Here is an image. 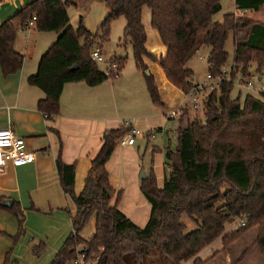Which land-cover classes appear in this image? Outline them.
Masks as SVG:
<instances>
[{
	"label": "trees",
	"instance_id": "trees-1",
	"mask_svg": "<svg viewBox=\"0 0 264 264\" xmlns=\"http://www.w3.org/2000/svg\"><path fill=\"white\" fill-rule=\"evenodd\" d=\"M9 1L19 0H0V5ZM30 1L0 24V67L5 78L22 70L25 56L15 45L18 32L29 23L34 22V30L39 33L59 35L41 58L38 72L27 81L44 93L37 108L46 121L53 122L60 114L66 85L85 83L94 88L118 78L101 72L91 59L96 38L83 24L77 30L70 26L67 8L75 3ZM103 1L111 8L101 27L103 38L109 37L113 22L126 20L124 40L132 47L137 69L149 73L145 80L154 104L160 103L157 69L185 94L195 88L193 72L187 69V63L203 45L211 49L209 75L223 77L230 33L235 46L234 66L229 79L204 101V120H185L188 110L181 109L178 147L175 153L166 154L170 173L164 186L159 187L153 173L140 182V190L151 206L150 219L144 228H139L119 209L120 194L112 186L107 169L117 140L131 128L123 125L104 135L80 195L75 191L76 165L64 164L59 156L61 188L73 201L76 212L71 215L73 232L51 264H73L84 252L87 262L98 258L96 264H145L144 260L154 250L175 264L189 260L206 264L215 253L205 261L201 255L220 237L225 246L254 228L259 229L257 243L264 258V99L247 96L242 105L240 99L231 97L239 72L249 76L252 64L257 65L259 72L264 70V24L236 14L225 15L222 23H214V17L223 9L221 0ZM235 5L239 12H259L264 0H235ZM145 8L151 11L152 28L167 48L166 56L146 49ZM145 57L150 58V65L145 64ZM111 62L119 64L121 76L126 59L114 58ZM7 203L6 198L0 197V209L18 220V234L14 238L18 241L25 234V212L19 203ZM184 215L196 224L191 232L182 223ZM93 218H96L95 234L87 242L81 235ZM244 219V225L225 235L229 224ZM45 251V244H41L34 248L33 255L39 258Z\"/></svg>",
	"mask_w": 264,
	"mask_h": 264
},
{
	"label": "crops",
	"instance_id": "crops-1",
	"mask_svg": "<svg viewBox=\"0 0 264 264\" xmlns=\"http://www.w3.org/2000/svg\"><path fill=\"white\" fill-rule=\"evenodd\" d=\"M231 1L236 10L234 14L251 18L252 12H239L235 0ZM30 2L19 0L0 5V24L12 18L6 8L13 6L19 9ZM263 9L264 6L255 13L260 14ZM150 13L147 8L143 10L147 42L149 37L155 38L157 35L160 38L158 32L150 26ZM165 55L162 51V56ZM24 56L23 68L15 75L5 78L0 67V130L12 128L18 137L24 138L28 150L35 154V162L21 167L10 164L0 170V197L6 198L7 204L19 203L25 212V234L16 241L14 238L18 234V220L0 209V264H51L73 232L71 215L76 212L73 201L61 188L57 169L59 156L64 164L76 165L75 191L80 195L85 188L91 162L100 151L103 137L108 131L117 130L125 122H131L139 130L156 132V140H144L145 149L141 140H137L134 147H117L107 164L110 182L117 194H120L119 209L139 228H144L150 219L151 206L140 190V175L142 172L147 173L146 176L149 172L153 173L159 187L164 186L168 151L163 152V132L168 125L167 121L179 124V118L173 119L170 113L177 111L175 106L180 105L181 91L168 82L160 69L156 70V85H159L160 79L163 80V88L158 87L160 97L164 102L165 95L171 107L167 105L162 108L152 102L146 81L144 88L143 82L137 80L141 73L138 69L135 72L136 78L129 79V75H126L121 79L120 76L94 88L85 83L68 84L61 97L59 116L53 122H48L37 108L39 101L45 97L44 93L27 83L38 72L41 59L31 64L26 54ZM125 109L129 110V115L121 119V111ZM158 133L161 135L159 138ZM158 139H161V147L154 146L149 152L147 147ZM148 154L153 168L146 165V171L144 160ZM159 158L162 161L160 165ZM162 174L164 181L161 182ZM94 220L95 231L96 218ZM41 244H45L46 251L37 258L33 250Z\"/></svg>",
	"mask_w": 264,
	"mask_h": 264
},
{
	"label": "rangeland",
	"instance_id": "rangeland-1",
	"mask_svg": "<svg viewBox=\"0 0 264 264\" xmlns=\"http://www.w3.org/2000/svg\"><path fill=\"white\" fill-rule=\"evenodd\" d=\"M69 1L75 3V6H70L67 8V12L70 18V26L74 30H77L79 29L81 24H83L84 28L92 36L96 38V43L93 47V50L97 47H101L104 62L98 63L99 70L105 73L108 68L107 63L111 62L114 58L126 59L125 66L122 70L121 79L126 77V75L127 76L129 75V79H132L133 77L136 78L135 72L137 70V66L134 59L133 50L131 45L124 40V32L127 25L126 20L124 18H121L113 22L110 27L109 37L104 39L101 27L106 17L109 15L111 11L109 4L103 0H69ZM19 4L23 6L22 3L19 2ZM221 4L223 7L222 12H220L218 15L214 17V23H222L225 15L236 13L234 4L231 0H221ZM22 8L18 9L16 7L14 8L13 6H11L6 8L5 10L8 11L9 16L11 15L10 17H13L17 13V10H20ZM147 12H150L148 8H147ZM243 18L247 20H252L254 22H256L255 20L264 22V9L260 14L253 12L251 18L248 16H245ZM150 26L152 27V14H151ZM58 38L59 35L56 33L37 32L36 30H34V22H31V25L28 30L25 29L24 31L20 30L18 32V37L16 40L17 41L16 49L19 53L24 55L26 54L28 63L36 64V62H38V60L41 59V57L45 55V53L49 50V48L58 40ZM158 38L159 37H157V35L155 38L152 37L148 38V42L146 43L147 51L150 53H156L157 55H162V51H164L167 55L168 52L167 48L162 44V41H160L161 39ZM210 50H211L210 47L203 45L187 63V69L193 72L192 81L196 85L198 84L207 85L211 87L206 88L203 96L202 108L198 111L191 110L190 109L191 106L189 105L190 106L189 107L187 103L185 107H183V104L187 102V99H186V94L182 91L180 92V101H179L180 105L175 107L177 108V111L180 109V117L182 114L181 111L182 107H183L182 109L186 108L188 110L185 120L187 118L191 121L204 120L205 118V110L203 107L204 101L206 100L207 96H209V94L220 89L217 88V81L214 80L210 82L207 79L209 75L208 57L210 54ZM226 51L229 54V58L225 66V69H223L224 72L223 78L228 80L232 73V68L234 66V59H235V46H234V39L232 33H230L229 38L227 40ZM144 62L146 65L151 64V60L148 57H145ZM248 73L249 76L247 77H244L241 72L237 74V77L234 82L233 92L231 94L232 99L233 100L240 99V103L242 105L244 104V101L247 96H252L261 100L264 99V70L259 72L257 65L252 64L249 68ZM146 76L148 75L143 72H141L137 76L138 78L137 80L139 82H143L144 88H145L144 80ZM157 80L158 78L156 79V84H157ZM138 81H136L135 83H137ZM159 81H160L159 85H156V87L163 88V80L160 79ZM193 82L192 85H195ZM246 82H251L252 86L249 88L247 86H244V83ZM145 96L148 98V95ZM164 98L165 101L162 102L160 97V103L156 105L162 108L164 107L166 108L168 104L165 95ZM168 106L171 107L170 105ZM121 113H122L121 119H125V117H128L129 115V110L125 109L124 111H121ZM167 122L168 125L165 131L163 132L164 134L163 141L165 142V147H164L165 149H163V152L171 151L175 153L178 147V135H177L178 124L175 121H170V122L167 121ZM159 137H161L160 133H158V138ZM140 143L141 145H143V148L145 149V145H146L145 141L141 140ZM161 143H162L161 139H158V141L155 142H151V145L147 147V150L150 152L153 150L154 146L161 147ZM150 159L151 157L148 154L144 160L145 170H146V165H151ZM159 161L160 162H158V165H160L162 162L160 158ZM165 163H167V159H165ZM151 167L153 168L152 165ZM169 173L170 172L168 168L167 178L169 177L168 176ZM145 174L147 175V173ZM163 174L161 175L162 178L161 182L164 181ZM94 219L95 218L92 219L90 223L91 225L89 224L81 235L82 238L87 242L90 241L92 239V236H94L95 234L93 228L95 223ZM182 223H184L187 226V232H191L196 228V224H194V222L191 221L186 215L182 217ZM242 223H246V220L245 219L241 221L237 220L234 223L229 224L226 228L225 235H227L228 233L235 232L238 228H240ZM258 232L259 229L254 228L250 230L248 233H246L240 239H237L236 241H231L228 243V245L225 246L222 245L223 239L222 237H220L218 241L212 244V246L201 255L202 260L205 261L211 258L215 253V257L206 264H264V258L261 254V251L257 243ZM81 248H83V246H81ZM144 262L145 264H175L171 262V260L165 259L163 256H161L159 250L152 251L150 256H148L144 260ZM96 263H97V259L89 261V264H96ZM176 264H194V260H189L187 262H181Z\"/></svg>",
	"mask_w": 264,
	"mask_h": 264
},
{
	"label": "built area",
	"instance_id": "built-area-1",
	"mask_svg": "<svg viewBox=\"0 0 264 264\" xmlns=\"http://www.w3.org/2000/svg\"><path fill=\"white\" fill-rule=\"evenodd\" d=\"M31 23L27 25L29 28ZM91 59L98 63H103L104 59L102 56L101 47L95 48L91 53ZM106 74L113 76L114 78H119L120 66L117 63L109 62L107 63ZM208 81H217V88H220L225 78L219 77L217 79L212 78L210 75L207 77ZM244 86L248 88L252 86L251 82L244 83ZM211 87L207 85H196L193 90L186 94L187 104L191 106V110L198 111L202 108L203 96L206 88ZM189 106V107H190ZM185 107V106H184ZM187 107V106H186ZM173 119L180 118V110L173 111L170 113ZM125 127L131 128V131L124 134L116 142L118 148H129L134 147L137 144V140H156V132H144L135 128L131 122H125ZM35 162V154L28 150L26 140L24 138L18 137L12 128L5 130H0V170H3L8 165H13L15 167H21ZM241 225H244L242 223ZM98 260V258H97ZM73 264H89L86 261V254L80 253L77 260Z\"/></svg>",
	"mask_w": 264,
	"mask_h": 264
},
{
	"label": "water",
	"instance_id": "water-1",
	"mask_svg": "<svg viewBox=\"0 0 264 264\" xmlns=\"http://www.w3.org/2000/svg\"><path fill=\"white\" fill-rule=\"evenodd\" d=\"M74 69H77V68H74ZM147 75H149V73L147 72ZM148 178V176L145 175L144 172L141 173L140 175V180L143 181V180H146Z\"/></svg>",
	"mask_w": 264,
	"mask_h": 264
}]
</instances>
